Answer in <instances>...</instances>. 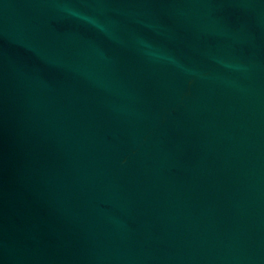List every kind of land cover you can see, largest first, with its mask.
Returning <instances> with one entry per match:
<instances>
[{"label": "water", "instance_id": "water-1", "mask_svg": "<svg viewBox=\"0 0 264 264\" xmlns=\"http://www.w3.org/2000/svg\"><path fill=\"white\" fill-rule=\"evenodd\" d=\"M0 264H264V0H0Z\"/></svg>", "mask_w": 264, "mask_h": 264}]
</instances>
